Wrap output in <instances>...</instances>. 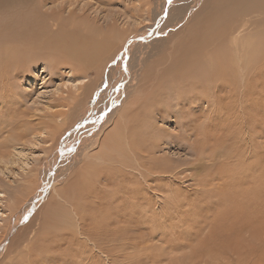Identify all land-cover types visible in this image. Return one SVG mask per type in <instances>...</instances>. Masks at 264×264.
Segmentation results:
<instances>
[{
    "label": "rangeland",
    "instance_id": "1",
    "mask_svg": "<svg viewBox=\"0 0 264 264\" xmlns=\"http://www.w3.org/2000/svg\"><path fill=\"white\" fill-rule=\"evenodd\" d=\"M90 1L93 5L94 1ZM23 2L24 9L19 14V20L30 17V8L35 5L30 6V0ZM13 3V0H0V36L5 38L0 37V55L8 44L7 36H11L14 31L12 25H16L12 10L17 4ZM115 47L114 44L113 49ZM104 59L107 57L104 56ZM258 63L259 68L252 73L253 91L258 98L251 101V118L258 123H244L242 120V123H232V112L227 107H222L220 116L225 122H219L217 126L216 123H199L207 131L202 132L204 136L200 134L204 146L207 145L204 153L196 146L193 133L188 135V141H178L175 145L172 143L173 132H164L167 126L158 123L155 134H151L157 138L160 133L158 139L165 141L163 151L157 154L162 167H157L155 162L150 164L155 167L156 174L151 173L147 178L150 179L148 184L152 189L151 193L157 194L158 200L152 198V202L145 201L146 199L142 200V197L136 195L139 202H134L132 200L135 197L130 194L124 198L125 186L131 181H141L139 178L135 180L125 177L124 189L122 187L120 191H124V203L131 207L126 208L127 213L123 211L124 215L121 211V215L118 213L120 209L118 202L116 203L120 196L117 197L116 194L120 192L116 183L119 182V172L109 175L114 181H105L104 171L101 170L102 175L97 169L90 177H83L76 169L69 172L65 179L54 177L51 181L56 185L59 197L51 192L38 208L37 205L33 206L35 203L26 200L31 203L26 209L31 212L35 209L31 220L19 225V230L16 226L12 228L15 231L7 238L5 251L0 255V264H264V106L260 104L261 99L264 102V60L259 58ZM45 65L46 63H40L29 71L21 72L19 78L12 80L10 88L0 93V242L9 226L14 225L21 217V212L16 211L23 203L21 200L36 196L38 190L36 193L33 191L36 175L37 181H41L44 173L57 169L52 157L64 155L63 160L69 161L82 154L90 141L86 140L90 135L86 133L84 125L81 129L84 123L71 120L68 123H47L46 120L52 121L55 114L58 116L62 111H67L57 103V96L66 93V87H70L75 80L65 78L61 66H57L50 76ZM89 74V78L96 76L93 69ZM112 77V89L115 86L120 89L118 84L123 85L125 78L116 80L118 75L115 73H112ZM98 92L101 99L95 97L86 105L85 110L88 112L87 117L95 118L92 123L103 113L99 110L98 103L106 98L103 90ZM248 94L252 96L253 92L248 91L247 96ZM169 106L159 112H181L176 101L170 102ZM252 112L248 110V113ZM187 120V117H182L178 119V123H186ZM145 125L146 123H139L142 129ZM176 125L171 124L180 131L181 128ZM214 126L219 132H209ZM67 130L71 135L66 138L63 134ZM76 130H79L77 135L73 134ZM41 131H47L49 136H43ZM109 132L110 130L107 133ZM218 142L221 145L215 146ZM246 144L250 147L247 148ZM103 149L105 151L106 148ZM107 151L108 149L105 152ZM58 152L59 155L56 154ZM87 165L94 168L91 161ZM111 185L118 190L116 193ZM121 186L120 182L118 188ZM28 188L32 191H28ZM94 190L97 194H94ZM151 193L147 192L145 196ZM127 197L128 200L130 198L128 203ZM11 202L14 207H10ZM157 202L159 206L156 205ZM131 204L136 207L132 211ZM71 205L78 212L82 211L81 215L86 219L81 228L78 226L79 222L71 217ZM143 205L147 206L146 209ZM148 207L150 209L146 212ZM115 208L118 212H115ZM23 216L26 217V214ZM84 234H89V238L98 242L97 247L103 248H99V251H103L104 255L87 242Z\"/></svg>",
    "mask_w": 264,
    "mask_h": 264
},
{
    "label": "bare ground",
    "instance_id": "2",
    "mask_svg": "<svg viewBox=\"0 0 264 264\" xmlns=\"http://www.w3.org/2000/svg\"><path fill=\"white\" fill-rule=\"evenodd\" d=\"M13 1V4H17L12 10L16 25H12L14 31L11 36H7L8 44L5 41L6 45L3 44L5 46L1 50L3 53L0 55V93L6 92L12 85V80L17 79L21 72L29 71L40 63H46L50 76L57 66H61L65 78L74 79L75 83L70 84V87L64 86L66 93L57 96V103L67 111H62L58 116L53 113L52 121H46L55 124L69 120L84 123L81 129L84 125L86 133L90 135L86 140L90 141L85 145L86 150L83 147L85 151L82 154L72 157L69 161L63 160L64 155L52 157L57 169L50 172L47 169L48 174L44 173L41 181H37L36 175L33 186L34 193L38 190L36 196L33 199L21 200L23 203L21 202L22 205L18 209L15 206L16 211L21 212L22 218L9 226L4 239H1L0 255L5 251L7 238L15 231L12 228L16 226L18 229L24 221L31 220L35 209L31 212L26 208L32 202L35 203L33 206L37 205L38 208L51 192L55 197H59L56 185L52 184L51 180L54 177L65 179L74 169L79 170L83 177L95 174L96 169L103 175V170L105 181H114L109 175L119 172V182H116L119 191L123 187L125 177L139 178L142 182L132 179L134 183L131 181L127 184L125 192H117L113 185L110 186L112 189L114 187L117 197L120 195L119 199L116 197L117 201L115 200L120 209L118 212L115 208V212L119 214L120 211L126 212V208L131 207L124 203L123 192L124 198L127 194L128 197L129 194L134 195V202L139 196L142 200L146 199L145 201L152 202V198L157 201L158 195H152L148 184L150 179L147 178L151 173L156 174L155 167L150 164L155 162L157 167H162L157 154L163 151L165 141L158 139L159 132L157 138L152 135L155 134L158 123L167 126L164 132H173L172 143L175 145L178 141H188V135L193 133L201 153H204V147L207 145L204 146L200 134L203 135L202 132L207 131L199 123H216L217 126V123L225 122L220 116L222 107H227L230 113L232 112V123H242L241 120L244 123H258L251 118V101L258 98L253 91L252 79L256 68H259L258 59L264 60V0H92L94 6L90 0H30V6L35 4L30 8V17L20 20L19 14L23 11L25 3L23 0ZM66 27L67 30L64 29ZM2 31L4 32L3 29ZM114 44L116 49H113ZM104 56L107 57L106 60ZM92 69L95 70L96 76L89 78V71ZM112 73L118 75L116 80L125 78L123 85L117 83L120 89L116 86L112 89ZM14 84L16 86V83ZM98 90H103L106 98L98 103L99 110L103 113L92 123L95 118L87 117L88 112L85 110L86 105L95 97L101 99ZM248 91L253 92V95L247 96ZM175 101L181 107L180 113L159 112L169 108L170 102ZM260 104L264 106L262 99ZM258 107L260 108L259 105ZM248 110L252 113H248ZM182 117L188 118L186 123H178V119ZM139 123H146L145 128L142 129ZM172 123L177 124L176 127L179 126L181 130L172 127ZM216 126L209 132H219L218 128L215 129ZM78 132L76 130L73 134L77 135ZM65 133L63 136L66 138L71 135L68 130ZM41 134L49 136L47 131H41ZM80 140L84 141L82 138ZM218 144L220 143L214 145ZM103 148L108 149L109 154ZM90 161L94 168L87 165ZM163 167L168 169L165 165ZM167 174L169 176L170 171ZM86 179L88 181V178ZM120 182L122 186L118 188ZM29 188L28 191L31 190ZM147 192L151 195L145 196ZM94 194H97L96 190ZM128 197L127 203L130 202L131 196L129 200ZM13 204L11 202L10 207H14ZM16 204L18 205L17 202ZM131 205L132 211L135 206ZM146 207L144 206V209ZM70 208L71 217L79 222L78 226L81 228L86 220L81 215L82 211L78 212L72 205ZM149 209L150 207L146 212ZM86 235L84 234V237L87 242L99 251L102 247H97L98 242L89 238V234ZM99 252L104 255L103 251Z\"/></svg>",
    "mask_w": 264,
    "mask_h": 264
},
{
    "label": "water",
    "instance_id": "3",
    "mask_svg": "<svg viewBox=\"0 0 264 264\" xmlns=\"http://www.w3.org/2000/svg\"><path fill=\"white\" fill-rule=\"evenodd\" d=\"M75 128V127H74Z\"/></svg>",
    "mask_w": 264,
    "mask_h": 264
}]
</instances>
